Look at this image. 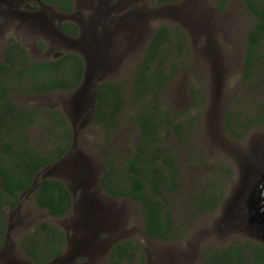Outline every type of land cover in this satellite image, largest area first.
Listing matches in <instances>:
<instances>
[{"label": "rangeland", "instance_id": "1", "mask_svg": "<svg viewBox=\"0 0 264 264\" xmlns=\"http://www.w3.org/2000/svg\"><path fill=\"white\" fill-rule=\"evenodd\" d=\"M71 1L74 10L67 20L77 25L94 22L91 40L86 30L67 40L53 33L35 35L19 28L18 20L13 22L10 14L1 13L0 4V20H12L5 26L0 21V60L4 61L10 47L18 45L27 52L29 65L58 61L70 54L81 56L84 63L82 83L76 89L38 96L13 92L14 101L28 110L60 112L71 128L69 155L63 162L44 168L37 179L60 180L74 202L71 212L61 218L37 206L35 190L18 195L16 208L5 205L0 212L6 237L0 264H38L27 252L33 238L36 248L48 246L45 235H35L40 224L66 236L61 253L47 264H106L112 249L124 242L142 250L133 264H205L210 251L225 250L246 240L264 248V232L251 222L249 209V203L264 194V126L249 130L239 140L226 129L228 122L255 116L264 106V86L256 89L257 83L249 84L243 78L246 39L255 24L244 2ZM161 27L173 31L171 60L176 66L171 73V65L165 68L169 78L153 105L161 113L160 146L175 154L182 179L168 202L175 224L186 230L169 242L146 235L140 203L114 197L102 185L108 156L132 158L135 153L140 125L132 81ZM176 33L184 38L181 50ZM103 82H113L125 90L121 127L113 133L103 131L96 121L95 90ZM180 123L191 128L187 138L174 131ZM31 133L42 151L59 142L51 120H39ZM116 167L117 176H123L120 165ZM213 182H221L224 188L219 207L213 213L199 212L197 203L205 199L208 194L204 192Z\"/></svg>", "mask_w": 264, "mask_h": 264}, {"label": "trees", "instance_id": "2", "mask_svg": "<svg viewBox=\"0 0 264 264\" xmlns=\"http://www.w3.org/2000/svg\"><path fill=\"white\" fill-rule=\"evenodd\" d=\"M157 1L159 4H174L177 0ZM242 1L255 17L254 27L246 39L247 56L243 78L249 84L257 83L258 89L264 86V0ZM44 2L59 7L64 13L73 10L70 0ZM63 29L78 35L76 26L65 25ZM71 29L75 30L71 32ZM173 35L172 29L161 27L148 44L141 67L132 81L135 94L133 102L139 105L136 108L139 110L137 122L140 125L138 144L132 158L120 154L106 158L102 183L110 195L127 197L140 203L146 235L161 242L172 241L179 238L183 231L186 232L175 224L168 202V196L176 192L182 179L175 154L160 146L161 113L158 112L159 107L153 105L169 78L165 68L171 65V73L176 66L171 60ZM176 36L177 47L181 50L184 48V38L179 33ZM29 64L27 52L18 45L10 47L5 53L4 61L0 60V212L7 204L16 208L19 204L18 195L34 188L37 206L47 210L52 217L61 218L67 216L73 208L74 200L70 190L60 180L45 178L37 181V177L44 168L70 152L73 145L71 128L60 112L28 110L14 101L13 92L17 90L38 96L53 91L76 89L82 82L84 65L76 54L58 61ZM149 98L151 100L147 102ZM125 106V90L121 85L103 82L97 86L96 121L103 131L113 133L120 129ZM260 110L259 114L243 121L236 119L231 124L228 122L227 133L239 140L249 130L264 126V106ZM41 119L55 122L59 134V142L45 151L35 143L31 133L33 125ZM190 129L181 123L174 127L180 137L188 136ZM118 165L123 170V176H117L115 172ZM208 187L204 192L208 194L207 198L204 197L197 203L199 212H215L223 198L224 188L221 182H213ZM4 235L5 222L0 214V250L5 245ZM35 235L40 238L45 235L49 239L47 248L43 250L34 246L35 238L28 243L30 251L27 254L38 264L49 263L61 253L66 243L65 233L58 232L47 224H40ZM49 247L51 251L48 250ZM139 253L142 254V250L138 245L131 242L119 243L112 249L106 264H133ZM204 263L264 264V248L246 240L225 250L210 251Z\"/></svg>", "mask_w": 264, "mask_h": 264}, {"label": "flooded vegetation", "instance_id": "3", "mask_svg": "<svg viewBox=\"0 0 264 264\" xmlns=\"http://www.w3.org/2000/svg\"><path fill=\"white\" fill-rule=\"evenodd\" d=\"M0 4L2 8L1 13L10 14L12 20L14 19L13 22L18 20L19 28L31 30L35 35H51L53 33L57 37L67 40L68 38L78 37L82 30H86V36H90V40L95 36L93 33L94 22L77 25L74 21L67 20V17L72 14L74 6L71 12L64 13L59 7L48 6L42 0H0ZM99 4L101 6L103 2H99ZM3 5L6 6L3 7ZM12 20L1 18V25L3 24L5 26ZM65 25L76 26L78 35L66 32L63 29ZM73 30L75 29H71V32ZM57 37L56 40H58ZM79 57L82 59L81 56Z\"/></svg>", "mask_w": 264, "mask_h": 264}, {"label": "water", "instance_id": "4", "mask_svg": "<svg viewBox=\"0 0 264 264\" xmlns=\"http://www.w3.org/2000/svg\"><path fill=\"white\" fill-rule=\"evenodd\" d=\"M95 93H96L95 96H96V103H97V88L95 90ZM68 155L69 153L66 156L62 157L59 161H57L54 164L63 162V160L67 158ZM45 178L46 177H41V179H45ZM30 191H34V188L31 189ZM249 209H251V222L259 224L264 232V194L263 196L261 195V197L258 200L251 201L249 203Z\"/></svg>", "mask_w": 264, "mask_h": 264}]
</instances>
